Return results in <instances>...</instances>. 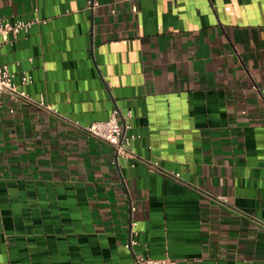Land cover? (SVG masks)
I'll return each instance as SVG.
<instances>
[{
    "label": "crops",
    "instance_id": "crops-1",
    "mask_svg": "<svg viewBox=\"0 0 264 264\" xmlns=\"http://www.w3.org/2000/svg\"><path fill=\"white\" fill-rule=\"evenodd\" d=\"M37 17L0 64L59 115L0 97V264H264V0H0ZM117 108L135 167L85 131Z\"/></svg>",
    "mask_w": 264,
    "mask_h": 264
},
{
    "label": "built area",
    "instance_id": "built-area-1",
    "mask_svg": "<svg viewBox=\"0 0 264 264\" xmlns=\"http://www.w3.org/2000/svg\"><path fill=\"white\" fill-rule=\"evenodd\" d=\"M92 4L93 2L89 1V6H92ZM46 23V20H42L38 17L29 21H8L6 19H0V48L4 43L14 42L21 33H28L35 24ZM15 77V73L11 72L7 65L0 64V97L6 96L9 101L14 104L27 103L36 105L38 108L50 114L59 115L58 111L51 104H48L44 97H42L40 101H36L25 90L21 89L20 86H28L33 82L26 73L21 77L20 85L15 82ZM120 116H122L125 121L123 125L119 122ZM127 118H131V112L123 116L121 110L117 108L113 111L108 120L94 122L85 127V131L93 138L107 143L112 147L116 163L122 160L131 167H135L142 159L133 146L137 136L128 133L130 126L126 123ZM148 163L152 170L162 172L176 180L181 178L178 173H165L160 169L158 163ZM131 245L132 243L127 245V247ZM135 264H177V262L170 257L153 259L148 256L138 255L135 258Z\"/></svg>",
    "mask_w": 264,
    "mask_h": 264
}]
</instances>
